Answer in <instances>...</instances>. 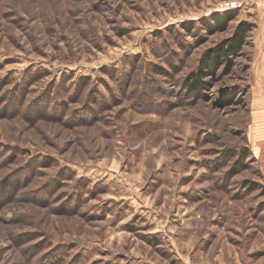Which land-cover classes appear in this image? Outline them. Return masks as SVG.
Segmentation results:
<instances>
[{
    "label": "rangeland",
    "instance_id": "rangeland-1",
    "mask_svg": "<svg viewBox=\"0 0 264 264\" xmlns=\"http://www.w3.org/2000/svg\"><path fill=\"white\" fill-rule=\"evenodd\" d=\"M218 1L0 0V264H264V6Z\"/></svg>",
    "mask_w": 264,
    "mask_h": 264
},
{
    "label": "trees",
    "instance_id": "trees-1",
    "mask_svg": "<svg viewBox=\"0 0 264 264\" xmlns=\"http://www.w3.org/2000/svg\"><path fill=\"white\" fill-rule=\"evenodd\" d=\"M231 19L229 15L214 14L212 16V24L210 27L216 30H224L228 27V23ZM252 24L247 21H240L230 34L213 46L206 48L201 54L200 60L196 69L188 74L187 81H190L188 88L193 91L199 86L202 77L206 75V71L211 69H218L223 67L229 69L234 64L233 57L237 55L243 44L245 43L248 32L251 30Z\"/></svg>",
    "mask_w": 264,
    "mask_h": 264
},
{
    "label": "crops",
    "instance_id": "crops-1",
    "mask_svg": "<svg viewBox=\"0 0 264 264\" xmlns=\"http://www.w3.org/2000/svg\"><path fill=\"white\" fill-rule=\"evenodd\" d=\"M242 2V5L245 6V5H263L264 6V0H241ZM239 8V9H242V6ZM264 68V56H262L261 60L259 61V67L258 69L260 70L261 68ZM259 75H260V72H259ZM260 77V82H264V77L263 76H259ZM263 93V92H262ZM254 105L255 107H258V108H263L264 107V96L262 94L260 95H257L254 99Z\"/></svg>",
    "mask_w": 264,
    "mask_h": 264
},
{
    "label": "built area",
    "instance_id": "built-area-1",
    "mask_svg": "<svg viewBox=\"0 0 264 264\" xmlns=\"http://www.w3.org/2000/svg\"><path fill=\"white\" fill-rule=\"evenodd\" d=\"M242 5L241 0H219L216 4L215 11L229 12L240 8Z\"/></svg>",
    "mask_w": 264,
    "mask_h": 264
}]
</instances>
